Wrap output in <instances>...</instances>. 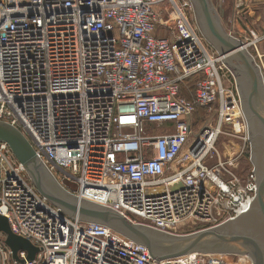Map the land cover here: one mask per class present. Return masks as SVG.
I'll list each match as a JSON object with an SVG mask.
<instances>
[{
	"label": "built area",
	"instance_id": "2783aa9c",
	"mask_svg": "<svg viewBox=\"0 0 264 264\" xmlns=\"http://www.w3.org/2000/svg\"><path fill=\"white\" fill-rule=\"evenodd\" d=\"M190 9L192 0H0V121L23 132L73 195L173 234L234 219L257 194L238 92L232 136L240 143L225 160L216 147L226 115L223 72L233 74ZM159 25L169 35H159ZM191 77L192 98L183 93ZM219 101L216 125L196 122L199 109ZM248 155L250 166L238 172ZM0 214L39 248L32 261L20 251V262L0 233V264H235L234 257L253 264L235 254L157 261L142 244L110 236L108 226L67 215L2 140Z\"/></svg>",
	"mask_w": 264,
	"mask_h": 264
},
{
	"label": "water",
	"instance_id": "95a60500",
	"mask_svg": "<svg viewBox=\"0 0 264 264\" xmlns=\"http://www.w3.org/2000/svg\"><path fill=\"white\" fill-rule=\"evenodd\" d=\"M197 18H192L201 36L218 59L232 72L242 110L249 126L251 159L255 166L257 194L250 207L234 219L217 226L190 233L173 234L151 226L134 223L113 207L78 197L63 187L50 173L23 132L0 121V140L9 144L15 157L24 165L36 188L67 215L80 222L108 226L110 236L136 249L142 244L157 261L180 259L189 254H235L248 256L253 264H264V78L260 65L243 40L229 32L211 0H192ZM0 233L20 262L19 252L35 259L39 248L16 234L8 218L0 214Z\"/></svg>",
	"mask_w": 264,
	"mask_h": 264
},
{
	"label": "rangeland",
	"instance_id": "374dc122",
	"mask_svg": "<svg viewBox=\"0 0 264 264\" xmlns=\"http://www.w3.org/2000/svg\"><path fill=\"white\" fill-rule=\"evenodd\" d=\"M183 1L184 0H182V2ZM211 2L213 3V5L215 6V8L217 9L218 12L220 10V14L223 17V25L229 32H231V30H232V28H231L232 22H231V18H230V13H231V8H232L231 0H222V2H221V0H211ZM176 4L177 3H175V6H176ZM163 7H164V11L170 10V6L164 5ZM218 8H219V10H218ZM189 15H190V17L192 16L191 18H197V11H195V7L193 10L190 9ZM158 29H159V31H157L158 34H163L164 36L169 35L168 30L165 29L164 26L159 25ZM263 43H264V41H263ZM224 74H225V76H223V82H224V87L226 89V94H225L226 107H225V113H223V114H226V115L223 116L222 133L220 134V136L217 140L216 147L219 150L220 154L222 155V158L225 160L228 158V150L230 148H232L234 145L236 146L237 143H240V142H239V139H236L232 136V133H233L232 124L234 122V118H236L238 115L237 114L238 108H237L236 103H237V100L239 101V97L237 94V89L235 87L236 83H235L234 77L231 75V73H229V72H227V70H225V72H223V75ZM185 92L187 94L190 92L193 93L192 87L187 89ZM221 109H222V103L220 101L218 103L214 104L212 110H211V108L201 109V114H200L201 124L204 122L207 123V121L210 120L209 122L212 125H216L220 121ZM154 126L156 129L154 131V133H158V132L164 130V128L168 127V125H166V124L154 125ZM162 127H164V128H162ZM146 130H147V128H146ZM187 148H188V146L185 148V150H187ZM217 160H218L217 158L211 159L210 162L214 163ZM248 166H250L249 155L247 156V158L241 159V163H240V166L237 169V171L241 172V173H245L247 171ZM62 182L66 186L70 187L72 190H77V188H78V185L75 182L70 181L67 178L62 179ZM198 229L199 228H185V229L181 230V232L182 233H190V232L197 231ZM231 262L235 263V264H243L236 257H234V260L231 259Z\"/></svg>",
	"mask_w": 264,
	"mask_h": 264
},
{
	"label": "crops",
	"instance_id": "0c3cea01",
	"mask_svg": "<svg viewBox=\"0 0 264 264\" xmlns=\"http://www.w3.org/2000/svg\"><path fill=\"white\" fill-rule=\"evenodd\" d=\"M231 3H232V8L230 13V18L232 22L231 25L232 30L231 29L230 30L234 35L238 36L244 42H247L248 27L251 28L252 30L255 29L256 31L254 30V32H256V35L264 34V0H231ZM159 35L164 36L163 34H159ZM263 41L257 43L259 52L261 54H264ZM262 59L264 61V57ZM195 82H196L195 77H191L187 81L188 89L192 87L193 93L190 92L187 94L185 92L186 89L184 88L183 90V93L190 98H192V96L194 95ZM200 114H201V109H199L196 112V122L198 121L201 122Z\"/></svg>",
	"mask_w": 264,
	"mask_h": 264
},
{
	"label": "flooded vegetation",
	"instance_id": "af4514ba",
	"mask_svg": "<svg viewBox=\"0 0 264 264\" xmlns=\"http://www.w3.org/2000/svg\"><path fill=\"white\" fill-rule=\"evenodd\" d=\"M218 10H219V8H218ZM219 14H220V10H219ZM220 16H221V14H220ZM221 20L223 22V17L222 16H221ZM247 22H248V20H247ZM254 30L255 29L252 30L249 27L247 29V33H248L247 34V40L248 41L246 42L248 44L247 45V48L251 52V54L255 57L256 62L260 65L261 71H262V74H263V78H264V61L262 59L264 57V54H261L259 52V49H258V46H257V43L258 42H262L264 40V34H262V35H259V34L256 35V32H254ZM236 37H238V36H236Z\"/></svg>",
	"mask_w": 264,
	"mask_h": 264
},
{
	"label": "bare ground",
	"instance_id": "6f19581e",
	"mask_svg": "<svg viewBox=\"0 0 264 264\" xmlns=\"http://www.w3.org/2000/svg\"><path fill=\"white\" fill-rule=\"evenodd\" d=\"M175 7H176V9H178V7H179L178 4H176ZM237 114H238V112H237ZM194 254L196 255V253H194ZM201 254H202V253H201ZM192 255H193V254H192ZM246 258L248 259V257H246ZM227 259L230 261V256L227 257ZM242 261H243V260H242ZM242 261H241V263H242ZM246 262H247V261H246ZM243 264H245V263H243Z\"/></svg>",
	"mask_w": 264,
	"mask_h": 264
},
{
	"label": "trees",
	"instance_id": "16d2710c",
	"mask_svg": "<svg viewBox=\"0 0 264 264\" xmlns=\"http://www.w3.org/2000/svg\"><path fill=\"white\" fill-rule=\"evenodd\" d=\"M202 109V108H201Z\"/></svg>",
	"mask_w": 264,
	"mask_h": 264
}]
</instances>
